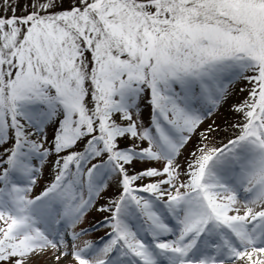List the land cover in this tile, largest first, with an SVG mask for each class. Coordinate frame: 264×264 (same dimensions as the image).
I'll return each mask as SVG.
<instances>
[{"label":"snow or ice","instance_id":"6c2138e0","mask_svg":"<svg viewBox=\"0 0 264 264\" xmlns=\"http://www.w3.org/2000/svg\"><path fill=\"white\" fill-rule=\"evenodd\" d=\"M46 256L264 264V0H0V264Z\"/></svg>","mask_w":264,"mask_h":264},{"label":"rangeland","instance_id":"374dc122","mask_svg":"<svg viewBox=\"0 0 264 264\" xmlns=\"http://www.w3.org/2000/svg\"><path fill=\"white\" fill-rule=\"evenodd\" d=\"M17 14L20 15L21 13L18 12ZM246 96H247V92L240 93L239 91H237L233 95V97L229 100L228 105L225 106L223 108L222 112L219 114V116L217 118V124H219L221 126H225V125H230L232 123L237 122L240 119V117L235 115L234 113H232L230 111V105L234 104V103H240ZM235 131H236V129L229 128L228 133H221V135H220V137H218V139H223L227 135H231ZM192 147L193 148L195 147V141L193 142ZM187 155H188V153L186 152L185 156L187 157ZM149 166L159 167L158 164L145 165V164L137 163L135 166V170L140 171V170H143L145 167H149ZM48 179H50V175L48 173H46L45 178H44V182L46 183L48 181ZM41 186H43V185H41ZM115 193H116V189L113 188L110 192L107 193V196L115 195ZM104 203H106V200L99 201V204H104ZM103 217H104V214L95 212L93 210L86 217V221H85L83 227L91 228L94 224L101 221L103 219ZM106 231H108V230L103 229V228L100 229L99 231H94V232H92V234L90 236H86L85 239L95 241V239L103 236ZM33 264H55V260L51 256H46V257H43L42 259H40L39 261H34ZM61 264H64V262L61 261Z\"/></svg>","mask_w":264,"mask_h":264},{"label":"trees","instance_id":"16d2710c","mask_svg":"<svg viewBox=\"0 0 264 264\" xmlns=\"http://www.w3.org/2000/svg\"><path fill=\"white\" fill-rule=\"evenodd\" d=\"M236 131H238V130H236Z\"/></svg>","mask_w":264,"mask_h":264}]
</instances>
